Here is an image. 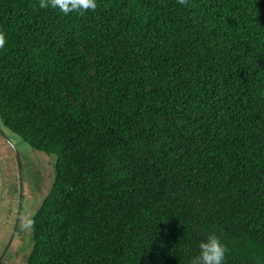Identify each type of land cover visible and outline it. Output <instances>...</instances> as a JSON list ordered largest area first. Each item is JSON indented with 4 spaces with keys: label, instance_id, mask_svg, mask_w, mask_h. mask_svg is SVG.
I'll list each match as a JSON object with an SVG mask.
<instances>
[{
    "label": "trees",
    "instance_id": "1",
    "mask_svg": "<svg viewBox=\"0 0 264 264\" xmlns=\"http://www.w3.org/2000/svg\"><path fill=\"white\" fill-rule=\"evenodd\" d=\"M97 5L0 0L2 128L54 159L23 264H264V0Z\"/></svg>",
    "mask_w": 264,
    "mask_h": 264
},
{
    "label": "rangeland",
    "instance_id": "2",
    "mask_svg": "<svg viewBox=\"0 0 264 264\" xmlns=\"http://www.w3.org/2000/svg\"><path fill=\"white\" fill-rule=\"evenodd\" d=\"M3 128L0 121V129L4 132H0V254L13 230L19 194L17 163L11 143L16 145L19 151L22 197L18 225L0 264H23L30 248L29 217L50 187L54 159L53 155L33 148L6 127Z\"/></svg>",
    "mask_w": 264,
    "mask_h": 264
},
{
    "label": "clouds",
    "instance_id": "3",
    "mask_svg": "<svg viewBox=\"0 0 264 264\" xmlns=\"http://www.w3.org/2000/svg\"><path fill=\"white\" fill-rule=\"evenodd\" d=\"M181 5H187L188 0H178ZM39 6L43 9L53 8L59 9L65 15L77 13L84 15L97 9V0H39ZM6 44L5 34L0 32V48H4ZM32 225V221L28 222V226ZM199 254L192 258L191 264H224L227 247L221 243L220 238L211 234L206 240L199 244Z\"/></svg>",
    "mask_w": 264,
    "mask_h": 264
},
{
    "label": "water",
    "instance_id": "4",
    "mask_svg": "<svg viewBox=\"0 0 264 264\" xmlns=\"http://www.w3.org/2000/svg\"><path fill=\"white\" fill-rule=\"evenodd\" d=\"M0 132L1 133H4L1 129H0ZM11 147L14 151V155H15V159H16V163H17V176H18V187H19V194H18V204H17V209H16V215H15V221H14V225H13V230L12 232L10 233L8 239H7V242H6V246L4 245V250L1 252L0 254V258L2 257L3 253L5 252L6 250V247L8 245V243L10 242L11 238H12V235H13V232L14 230L16 229V222H17V219H18V213H19V209H20V201H21V185H22V180H21V163H20V159H19V151L16 147V145H14L13 143H11ZM2 248V249H3Z\"/></svg>",
    "mask_w": 264,
    "mask_h": 264
},
{
    "label": "flooded vegetation",
    "instance_id": "5",
    "mask_svg": "<svg viewBox=\"0 0 264 264\" xmlns=\"http://www.w3.org/2000/svg\"><path fill=\"white\" fill-rule=\"evenodd\" d=\"M21 191H22V185H21ZM21 197H22V196H21ZM20 206H21V205H20ZM19 212H20V209H19ZM15 214H16V211H15ZM18 219H19V217H18ZM18 219H17V222H16V226L18 225ZM14 220H15V219H14ZM13 224H14V223H13ZM11 232H12V230H11ZM11 232H10V233H11ZM9 235H10V234H9ZM12 236H13V235H12ZM8 237H9V236H8ZM7 239H8V238H7ZM10 241H11V240H10ZM6 242H7V240H6ZM6 242H5V244H6ZM9 243H10V242H9ZM9 243H8V244H9ZM5 244H4V245H5ZM7 246H8V245H7ZM6 248H7V247H6Z\"/></svg>",
    "mask_w": 264,
    "mask_h": 264
}]
</instances>
